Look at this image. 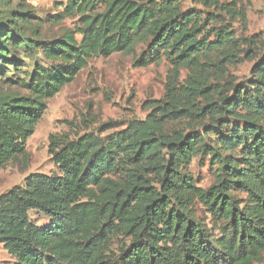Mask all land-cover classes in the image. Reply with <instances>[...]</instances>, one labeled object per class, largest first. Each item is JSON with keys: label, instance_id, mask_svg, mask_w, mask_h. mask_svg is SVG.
Masks as SVG:
<instances>
[{"label": "trees", "instance_id": "obj_1", "mask_svg": "<svg viewBox=\"0 0 264 264\" xmlns=\"http://www.w3.org/2000/svg\"><path fill=\"white\" fill-rule=\"evenodd\" d=\"M196 1L214 10L203 17L181 11L177 0H69L46 19L58 24L77 16L80 40L68 29L41 41L29 13L10 8L12 0L0 9V168L25 156L47 100L91 57L133 53L142 43L147 59L140 65L162 56L172 65L163 97L144 118L106 136L100 129L73 138L49 135L57 171L30 173L0 194V245L13 264L260 261L264 53L255 35H236L225 25L223 12L246 26L236 1ZM38 55L49 64H39ZM28 57L33 69L24 71ZM243 61L251 63L249 76L238 80L230 68ZM182 68L188 74L179 83ZM196 157L213 169L207 187L190 171ZM31 213L46 220L37 223Z\"/></svg>", "mask_w": 264, "mask_h": 264}, {"label": "rangeland", "instance_id": "obj_2", "mask_svg": "<svg viewBox=\"0 0 264 264\" xmlns=\"http://www.w3.org/2000/svg\"><path fill=\"white\" fill-rule=\"evenodd\" d=\"M6 1L0 0V9H3ZM68 1L12 0L10 8L16 10L19 8L30 14L41 41L57 39L68 29L74 33L77 40H80L81 36L75 32L79 25L77 16L64 17L58 24L46 19L62 13ZM177 1L181 11H199L203 17L214 10L213 7L204 6L196 0ZM220 1L230 4L233 0ZM234 1L237 7L241 6L245 11L246 26L244 27V23L239 19L231 20L229 14L223 12L225 25H229L236 35H255V38L259 40V52L264 53V0ZM223 21L217 22L223 24ZM28 34L31 35V32ZM145 59L147 54L142 43L135 46L133 53H113L107 57H91L86 67L70 84L47 100V110L43 118L27 139L25 156L18 157L17 160L10 161L0 168V194L14 185L21 184L30 173L49 174L57 171L48 152L49 135H68L73 138L89 131L97 133L100 129L101 135L106 136L124 128L131 119L144 118L149 112L150 103L163 97L167 75L172 68L165 56H162L159 61L140 65ZM38 63L49 64L41 55H38ZM26 65L22 69L31 71L34 60L31 57L26 58ZM250 68L251 63L243 61L236 68H230V73L241 80L249 76ZM15 74L23 76L20 70ZM187 74L188 71L185 68L180 69L178 82L182 83ZM107 127H109L107 130H101ZM189 168L197 185L207 187L213 182V169L210 168L207 158L199 160L196 157ZM196 210L198 218L204 220L211 229L212 222L209 216L199 206ZM31 217L37 223L46 220L41 214L31 213ZM121 240L122 238L113 240L112 248L115 249L121 245ZM13 262V257L0 245V264H13ZM254 264H264V254L260 261Z\"/></svg>", "mask_w": 264, "mask_h": 264}]
</instances>
